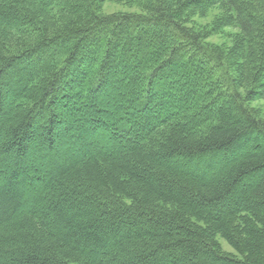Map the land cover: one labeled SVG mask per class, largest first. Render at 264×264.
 <instances>
[{
	"label": "trees",
	"instance_id": "trees-1",
	"mask_svg": "<svg viewBox=\"0 0 264 264\" xmlns=\"http://www.w3.org/2000/svg\"><path fill=\"white\" fill-rule=\"evenodd\" d=\"M105 1L0 0V264H264V0Z\"/></svg>",
	"mask_w": 264,
	"mask_h": 264
},
{
	"label": "rangeland",
	"instance_id": "rangeland-1",
	"mask_svg": "<svg viewBox=\"0 0 264 264\" xmlns=\"http://www.w3.org/2000/svg\"><path fill=\"white\" fill-rule=\"evenodd\" d=\"M139 10L135 4H128L126 6V4L122 3V2H118L117 0H107L103 3V11L105 14H110V13H120V12H135ZM220 14L219 11L217 9H212L210 11H207V13L204 14H199L198 18L202 21H204L207 25H211L213 23L214 20H216V15ZM205 16V17H204ZM203 17V18H202ZM202 18V19H201ZM227 33H229V31L234 32L231 29H226L225 30ZM224 39L229 43L232 44V36L227 35L226 37H224ZM211 40H213V43H217L218 39L212 38ZM255 106L259 107L263 112H264V101H258L254 104ZM102 141L104 143H109L110 139L107 135H101ZM37 148V147H36ZM38 149V148H37ZM60 150V148H59ZM37 150L33 149L31 151H29L28 156L23 157V159H25V165L26 166H33L34 168H36L35 170V174H32V176L28 177L27 181H30L34 179L35 185H39L38 183V178L35 177H46V171H47V166L44 164L45 161H39L37 160ZM17 159H20L18 155L16 154H12L11 156H8V158L6 159V163L8 164H3L0 166V182L1 183H8L7 181V177L11 174V172L14 169H21L18 164L19 161H17ZM21 160V159H20ZM34 176V177H33ZM37 179V180H36ZM224 248L226 251L231 252V248L226 244L223 243Z\"/></svg>",
	"mask_w": 264,
	"mask_h": 264
},
{
	"label": "bare ground",
	"instance_id": "bare-ground-1",
	"mask_svg": "<svg viewBox=\"0 0 264 264\" xmlns=\"http://www.w3.org/2000/svg\"><path fill=\"white\" fill-rule=\"evenodd\" d=\"M113 107V106H112ZM98 124V123H97ZM73 126V125H72ZM105 133V132H104ZM73 138V137H72ZM56 142V141H55ZM83 144V143H82Z\"/></svg>",
	"mask_w": 264,
	"mask_h": 264
}]
</instances>
